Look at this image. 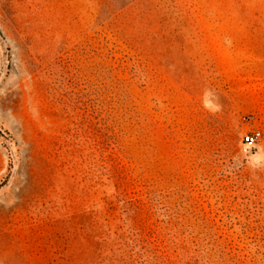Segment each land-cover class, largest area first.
I'll return each mask as SVG.
<instances>
[{
  "label": "rangeland",
  "instance_id": "obj_1",
  "mask_svg": "<svg viewBox=\"0 0 264 264\" xmlns=\"http://www.w3.org/2000/svg\"><path fill=\"white\" fill-rule=\"evenodd\" d=\"M260 151L264 0H0V264H264Z\"/></svg>",
  "mask_w": 264,
  "mask_h": 264
},
{
  "label": "clouds",
  "instance_id": "obj_2",
  "mask_svg": "<svg viewBox=\"0 0 264 264\" xmlns=\"http://www.w3.org/2000/svg\"><path fill=\"white\" fill-rule=\"evenodd\" d=\"M226 42L227 41V38H226ZM212 92V90L210 89H205V92H204V96L205 98L207 97V95ZM218 99V97H217ZM204 107L205 108H208L210 111H219L220 110V105L219 104H216L214 107H210V102L207 101L206 99L204 100ZM248 160H249V163H250V166L252 167H259L261 166V161H264V151H260L250 157H248Z\"/></svg>",
  "mask_w": 264,
  "mask_h": 264
},
{
  "label": "built area",
  "instance_id": "obj_3",
  "mask_svg": "<svg viewBox=\"0 0 264 264\" xmlns=\"http://www.w3.org/2000/svg\"><path fill=\"white\" fill-rule=\"evenodd\" d=\"M243 140L245 144L252 145L255 142V137L253 134H245Z\"/></svg>",
  "mask_w": 264,
  "mask_h": 264
}]
</instances>
